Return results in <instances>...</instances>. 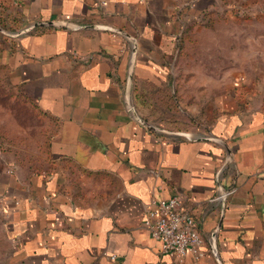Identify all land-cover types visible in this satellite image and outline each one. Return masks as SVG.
Returning <instances> with one entry per match:
<instances>
[{"label":"crops","instance_id":"crops-1","mask_svg":"<svg viewBox=\"0 0 264 264\" xmlns=\"http://www.w3.org/2000/svg\"><path fill=\"white\" fill-rule=\"evenodd\" d=\"M204 10L199 0H0V90L45 132L42 159L27 166L0 146L3 264H217L162 255L143 227L151 202L174 194L205 238L217 229L222 264H264V62L229 51ZM38 21L53 25L16 34ZM196 90L210 99L204 124L170 125L201 122ZM150 91H169L172 118L138 105ZM217 181L233 189L224 207Z\"/></svg>","mask_w":264,"mask_h":264},{"label":"rangeland","instance_id":"rangeland-1","mask_svg":"<svg viewBox=\"0 0 264 264\" xmlns=\"http://www.w3.org/2000/svg\"><path fill=\"white\" fill-rule=\"evenodd\" d=\"M199 3L205 8L202 17L207 26L211 25L209 30L212 34L228 38L229 51L240 50L250 58L259 55L258 59L264 62V0H199ZM5 33V30L0 28V35ZM193 95L196 98L190 99V102L195 105L191 106L197 111L201 122H195L196 119L192 117L191 123L169 122L170 125L182 128L181 126L204 124L203 114L210 101L208 93L196 90ZM168 96L169 91H163L155 98V91H150L147 98L143 97L141 100V108L145 109V113L151 114L152 120L156 117L172 118L170 113L177 106L169 101ZM1 145L7 151V159L23 166L41 160L45 145L42 119L20 96L14 93L11 95L6 89L0 90ZM10 245L9 240L0 233V264L6 260Z\"/></svg>","mask_w":264,"mask_h":264},{"label":"built area","instance_id":"built-area-1","mask_svg":"<svg viewBox=\"0 0 264 264\" xmlns=\"http://www.w3.org/2000/svg\"><path fill=\"white\" fill-rule=\"evenodd\" d=\"M99 5L104 0H98ZM107 27H105L106 29ZM123 35L121 29H108ZM217 193L215 200L225 206L226 199L233 189H224L217 181ZM143 227L150 237L160 243V253L168 257H174L179 261L190 254L195 262L210 254L217 264H222L216 247V232L214 229L205 238L193 213L184 207L182 197L174 194L166 199L153 200L146 208L143 219Z\"/></svg>","mask_w":264,"mask_h":264},{"label":"water","instance_id":"water-1","mask_svg":"<svg viewBox=\"0 0 264 264\" xmlns=\"http://www.w3.org/2000/svg\"><path fill=\"white\" fill-rule=\"evenodd\" d=\"M37 25H53L52 22L48 23V22H41V21H38V22H35V23H32L31 25H29L28 27L24 28V29H21L20 31H18L16 34H21V33H25V32H28L29 30L33 29L35 26ZM150 126V124H148Z\"/></svg>","mask_w":264,"mask_h":264},{"label":"trees","instance_id":"trees-1","mask_svg":"<svg viewBox=\"0 0 264 264\" xmlns=\"http://www.w3.org/2000/svg\"><path fill=\"white\" fill-rule=\"evenodd\" d=\"M142 95H140V94H137L136 96H135V99H136V101H137V103H138V105L140 106V107H142L143 105H142V103H141V100H142ZM172 97V96H171Z\"/></svg>","mask_w":264,"mask_h":264}]
</instances>
